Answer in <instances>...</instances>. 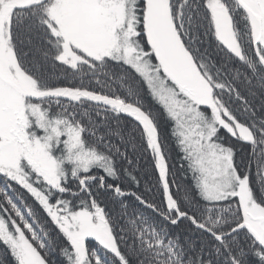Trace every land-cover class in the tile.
<instances>
[{
  "label": "snow or ice",
  "instance_id": "1",
  "mask_svg": "<svg viewBox=\"0 0 264 264\" xmlns=\"http://www.w3.org/2000/svg\"><path fill=\"white\" fill-rule=\"evenodd\" d=\"M0 264H264V0H0Z\"/></svg>",
  "mask_w": 264,
  "mask_h": 264
}]
</instances>
